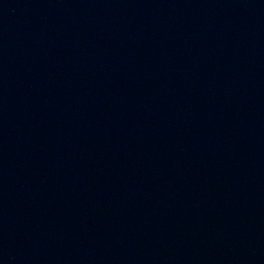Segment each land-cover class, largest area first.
Returning a JSON list of instances; mask_svg holds the SVG:
<instances>
[{"label": "water", "instance_id": "1", "mask_svg": "<svg viewBox=\"0 0 264 264\" xmlns=\"http://www.w3.org/2000/svg\"><path fill=\"white\" fill-rule=\"evenodd\" d=\"M0 264H264V0H0Z\"/></svg>", "mask_w": 264, "mask_h": 264}]
</instances>
